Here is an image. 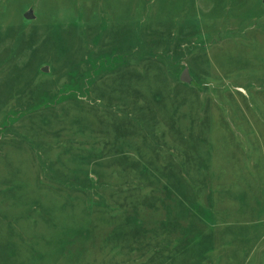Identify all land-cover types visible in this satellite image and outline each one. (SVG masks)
I'll return each instance as SVG.
<instances>
[{
  "label": "rangeland",
  "instance_id": "374dc122",
  "mask_svg": "<svg viewBox=\"0 0 264 264\" xmlns=\"http://www.w3.org/2000/svg\"><path fill=\"white\" fill-rule=\"evenodd\" d=\"M0 264H264V0H0Z\"/></svg>",
  "mask_w": 264,
  "mask_h": 264
},
{
  "label": "water",
  "instance_id": "95a60500",
  "mask_svg": "<svg viewBox=\"0 0 264 264\" xmlns=\"http://www.w3.org/2000/svg\"><path fill=\"white\" fill-rule=\"evenodd\" d=\"M26 17L27 18H32L33 17L32 11H28L27 14H26ZM43 70L47 71V68H44ZM180 79H181V81H183V82H185L187 84H190V85H193V86L196 85V83L194 82V80H193L188 68L184 69L183 73L181 74Z\"/></svg>",
  "mask_w": 264,
  "mask_h": 264
},
{
  "label": "trees",
  "instance_id": "16d2710c",
  "mask_svg": "<svg viewBox=\"0 0 264 264\" xmlns=\"http://www.w3.org/2000/svg\"><path fill=\"white\" fill-rule=\"evenodd\" d=\"M190 85V84H189Z\"/></svg>",
  "mask_w": 264,
  "mask_h": 264
}]
</instances>
